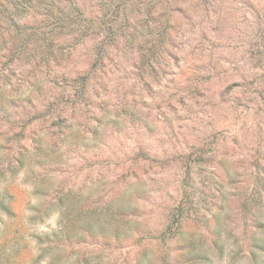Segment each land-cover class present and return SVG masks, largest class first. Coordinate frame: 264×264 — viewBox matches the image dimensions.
I'll list each match as a JSON object with an SVG mask.
<instances>
[{
  "label": "rangeland",
  "instance_id": "374dc122",
  "mask_svg": "<svg viewBox=\"0 0 264 264\" xmlns=\"http://www.w3.org/2000/svg\"><path fill=\"white\" fill-rule=\"evenodd\" d=\"M224 1L223 27L190 55L205 62L186 100L172 104L174 128L154 115L151 128L119 126L76 155L63 148L54 163L33 158L34 173L13 178L18 212L0 230V264H64L73 251L69 262L88 264H264V105L254 99L264 66L250 59L258 51L252 39H264V0ZM172 72L157 87L188 74ZM66 193L81 197L86 214L59 241L50 234L63 223L58 199ZM109 204L122 213L111 225L119 236L105 228L83 237L80 229L97 228L92 216ZM35 206L48 209L39 214ZM40 237L65 251H38Z\"/></svg>",
  "mask_w": 264,
  "mask_h": 264
},
{
  "label": "trees",
  "instance_id": "16d2710c",
  "mask_svg": "<svg viewBox=\"0 0 264 264\" xmlns=\"http://www.w3.org/2000/svg\"><path fill=\"white\" fill-rule=\"evenodd\" d=\"M224 2L0 0L2 232L18 212L13 178L23 172L33 174L29 168L33 158L54 163L63 148L73 149L76 155L81 147L119 126L146 129L154 120L168 129L176 126L179 118L169 115L174 110L172 104L186 100L195 87V70L205 62L191 57L192 52L205 40L210 42L217 28L223 27ZM263 43V37L250 42L251 50L258 49L250 58L256 60L255 66H264ZM183 67L188 74L175 73L165 87L157 89L166 75ZM259 86L255 106L264 105V80ZM158 99L157 106L148 103ZM154 115L157 117L150 120ZM76 197L66 193L58 199L63 223L50 234L56 240L71 238V224L86 214L79 205L81 197ZM41 207L31 210L41 214L48 209ZM102 210L92 216L97 228L80 229L83 237L102 236L105 228L112 230L113 237L119 236L116 226L111 225L122 213L111 204ZM103 215L105 221L100 219ZM174 215L179 219L183 212L178 210ZM41 239L43 248L38 251L61 248ZM161 244L167 258L170 242L164 236ZM61 250L65 251V246ZM71 255H65L62 263L88 264L84 258L69 262Z\"/></svg>",
  "mask_w": 264,
  "mask_h": 264
}]
</instances>
